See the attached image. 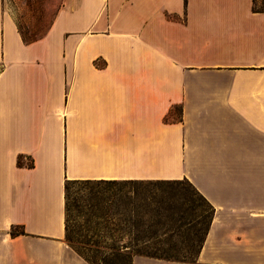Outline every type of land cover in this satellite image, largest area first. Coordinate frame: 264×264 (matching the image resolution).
<instances>
[{
  "label": "crops",
  "instance_id": "crops-1",
  "mask_svg": "<svg viewBox=\"0 0 264 264\" xmlns=\"http://www.w3.org/2000/svg\"><path fill=\"white\" fill-rule=\"evenodd\" d=\"M2 6L0 264H88L66 180L183 178L214 209L195 261L131 264H264V0H61L29 43Z\"/></svg>",
  "mask_w": 264,
  "mask_h": 264
},
{
  "label": "trees",
  "instance_id": "trees-1",
  "mask_svg": "<svg viewBox=\"0 0 264 264\" xmlns=\"http://www.w3.org/2000/svg\"><path fill=\"white\" fill-rule=\"evenodd\" d=\"M17 30L25 43L32 42L42 35H36V30L23 32ZM1 70V66H0ZM23 158L26 161L23 163ZM17 165H33L32 160L25 155H18ZM93 182L104 183L109 188H116V195L104 201L106 206L99 210L100 203L93 204L107 216L116 219V224L105 231L102 240H95L97 223L93 217L99 218L92 210V206L83 210V236L72 238L69 236L70 212L73 207V191L78 187L85 189ZM187 183L189 188L184 184ZM123 197L121 203L113 202L114 198ZM213 207L186 179L173 180H66L64 183V228L65 240L68 245L88 264H107L113 260L114 264H131L133 255H143L170 261L194 262L202 247L209 229ZM131 213V214H130ZM130 214V215H129ZM144 216L147 225L138 230L120 225L127 220H134ZM136 222H138L136 220ZM139 223V222H138ZM107 227V226H105ZM103 227V228H105ZM10 234L23 233L22 230ZM107 240L110 242L107 243ZM98 248L96 245H101Z\"/></svg>",
  "mask_w": 264,
  "mask_h": 264
},
{
  "label": "rangeland",
  "instance_id": "rangeland-1",
  "mask_svg": "<svg viewBox=\"0 0 264 264\" xmlns=\"http://www.w3.org/2000/svg\"><path fill=\"white\" fill-rule=\"evenodd\" d=\"M61 0H3V11L8 13L13 20L15 21L16 26L20 28L23 32H29L30 30H36V35H43L49 26L53 14ZM188 184L185 183L184 186ZM112 195H116V188H109L104 183L93 182L88 184L85 189L82 187H78L74 189L72 197H73V207L70 212V220H69V236L77 238L78 236H83V210L85 207H90L93 204H99V210H103L106 206L104 201ZM124 198L121 197L119 199L113 200L116 204L121 203ZM92 210L95 215L100 216L99 218L93 217V222L97 223V227L95 232H97V237H94L95 240H102L105 237V231L109 232L108 228L112 227L116 224V219L110 215H106L100 211L96 206H92ZM131 214V213H130ZM129 214V215H130ZM134 220L122 222L123 226L126 228L133 229L134 227L138 228V230L144 229L147 225L146 219L144 216L133 218ZM136 220L139 222H136ZM107 226V227H105ZM115 226V225H114ZM105 227V228H103ZM13 231H18V228H14ZM110 241L107 240V243ZM98 248H102L101 245H96ZM107 264H114L113 260H107Z\"/></svg>",
  "mask_w": 264,
  "mask_h": 264
}]
</instances>
